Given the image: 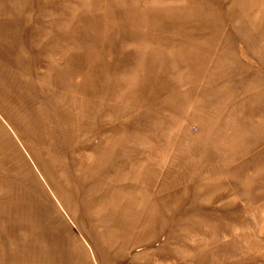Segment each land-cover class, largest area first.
<instances>
[{
  "label": "rangeland",
  "instance_id": "1",
  "mask_svg": "<svg viewBox=\"0 0 264 264\" xmlns=\"http://www.w3.org/2000/svg\"><path fill=\"white\" fill-rule=\"evenodd\" d=\"M0 264H264V0H0Z\"/></svg>",
  "mask_w": 264,
  "mask_h": 264
}]
</instances>
